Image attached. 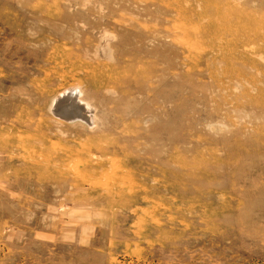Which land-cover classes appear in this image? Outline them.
I'll return each instance as SVG.
<instances>
[{
	"label": "rangeland",
	"instance_id": "1",
	"mask_svg": "<svg viewBox=\"0 0 264 264\" xmlns=\"http://www.w3.org/2000/svg\"><path fill=\"white\" fill-rule=\"evenodd\" d=\"M0 264H264V0H0Z\"/></svg>",
	"mask_w": 264,
	"mask_h": 264
},
{
	"label": "bare ground",
	"instance_id": "2",
	"mask_svg": "<svg viewBox=\"0 0 264 264\" xmlns=\"http://www.w3.org/2000/svg\"><path fill=\"white\" fill-rule=\"evenodd\" d=\"M74 88V87H73ZM74 90V92L72 91V94H71V92H66V91H63V93H62V95H60L61 96V98L62 99H65L66 97H68V96H74V98H73V100L75 101V103H78L77 102V100H76V98H77V94L76 93H78V92H76L77 91V89H73ZM67 94V95H66ZM66 95V96H65ZM61 98H59V99H61ZM59 99L57 100V102H58V107H60L62 104H63V101L64 100H61V101H59ZM56 104V103H55ZM80 106V105H79Z\"/></svg>",
	"mask_w": 264,
	"mask_h": 264
}]
</instances>
